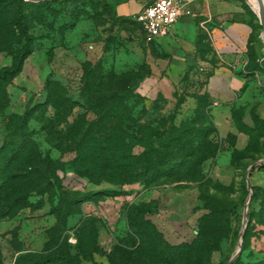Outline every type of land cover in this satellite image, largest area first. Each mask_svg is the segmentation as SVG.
<instances>
[{
  "label": "rangeland",
  "instance_id": "obj_1",
  "mask_svg": "<svg viewBox=\"0 0 264 264\" xmlns=\"http://www.w3.org/2000/svg\"><path fill=\"white\" fill-rule=\"evenodd\" d=\"M229 1L242 7L249 18L254 31L252 38H258L257 48L263 50L259 55L262 62L255 61V64L259 65L264 76L263 19L252 0ZM50 7H25L26 23L34 36V53L26 61L22 74L8 88L9 114H24L45 103L49 98L46 90L49 81L63 85L76 104L86 105L90 101L87 88L92 84L93 78H89L92 75L96 82L105 83L112 93L127 91L128 95L121 99L129 98L128 105L137 118H143L142 123L162 125L164 121L174 119V123L181 125L187 120H196L197 128L208 130L210 124L205 121L210 117L211 124L216 127L210 140L217 153L204 161L213 153H206V146L198 149L191 154V162L180 177L163 179L153 188L142 183L126 187L108 183L97 186L78 177L73 167L59 171L60 184L57 183L56 190L33 197L32 208L16 218L0 222L3 263L16 264L23 255L42 253L46 244L56 236L61 243L67 241V245L74 247V253L83 264H158L146 254L142 239L129 227V215L136 213L152 221L165 248L193 244L201 228L206 227L213 230L209 264H264V198L252 201L249 178L252 167L264 164L261 131L254 135V144L249 150L242 149L241 133L220 132L209 102L201 101L204 95L202 81L187 83L186 90L181 93L180 107L133 98L130 93L137 79L144 75V70L130 67L124 59L132 53L133 47H89L93 42L91 36L96 37L95 42L101 43L115 33L110 12L94 6L89 0ZM134 29L143 32L139 24ZM113 39L117 40V36ZM22 49L0 47V51H5L0 52V69L11 66L9 52L17 54ZM103 51L110 54L105 55ZM251 67L255 68L254 63L250 64ZM106 76L108 78L104 81ZM257 90L263 94L264 86L259 85ZM88 109L77 108V115L70 123L84 117L89 123L94 122L97 116ZM34 118L31 128L42 131L39 121L46 122L48 117L38 112ZM6 126L0 119V147L11 140ZM56 128L65 133L68 126L58 123ZM39 140L45 157L61 160L63 165L74 159L72 153L62 157L46 142L43 134L39 135ZM139 151L136 149L135 153ZM244 179L248 182V191L243 186ZM243 199H246L245 203ZM40 204L43 207L37 210ZM70 212L74 214L66 223ZM248 227L250 230L244 245ZM220 237L225 238L221 245L218 242Z\"/></svg>",
  "mask_w": 264,
  "mask_h": 264
},
{
  "label": "trees",
  "instance_id": "obj_2",
  "mask_svg": "<svg viewBox=\"0 0 264 264\" xmlns=\"http://www.w3.org/2000/svg\"><path fill=\"white\" fill-rule=\"evenodd\" d=\"M81 1L83 0L29 3L24 0H0V47H23L17 54L9 52L12 57L11 66L0 69V119L6 123L11 137L10 141L0 147V222L16 218L24 210L32 208L33 197L56 190L60 184L58 172L65 171L69 166L75 169L78 177L88 179L92 185L108 183L115 187H126L142 183L153 188L163 179L180 177L191 162V154L198 149L206 146V153H213L206 156L204 161L216 156L217 149L210 140L216 127L211 124L210 117L205 121L210 124L211 129L208 130L197 128L196 120H187L181 125L174 123V119L164 121L162 125L142 123L143 118H137L128 105L129 98L121 99L128 95L127 91L122 94L112 93L105 83L96 82L92 75L89 77L93 78L92 84L87 88L91 102L86 105L76 104L69 98L63 85L49 81L46 86L49 98L45 103H40L24 114L8 113L11 102L8 88L22 74L26 61L34 53V36L26 23L25 7L45 9L52 5L76 4ZM89 1L94 6L109 11L111 22L116 25L119 21L115 15L116 8L129 0ZM155 1L151 0L150 5ZM258 41V38H252L255 45ZM255 48L257 47L253 49ZM141 70H144L145 75L147 69L142 67ZM210 76L211 74L208 75ZM107 78L108 76L103 77V80ZM132 90L130 96L145 101L136 93L135 87ZM201 99L211 106L207 94L202 95ZM180 103L179 100L177 107H180ZM77 108L92 110L97 119L89 123L84 117L79 121L76 119V124H71L70 120L77 115ZM38 112L48 117L46 122L39 121L42 131L31 128ZM233 118L238 130L251 138L247 150L252 148L254 135L258 130L261 131L260 138L264 137V119L259 115L253 117L252 127L244 123L238 112L233 114ZM58 123L68 126L65 133L57 130ZM40 134L46 137V142L57 149L62 157L72 153L74 159L63 165L61 160L54 161L45 157L39 140ZM138 148L142 149L139 154L135 153ZM257 169L264 170V164L254 168L253 172ZM243 186L248 191L246 179L243 180ZM251 188L253 202L264 198V188ZM242 202L245 203L246 199ZM42 207L40 204L37 210ZM73 214L74 212H70L67 215L66 223ZM128 222L133 233L142 239L146 254L158 264H209V242L213 237V230L203 227L193 244L165 248L151 220L131 213ZM249 230L250 227L246 231L244 245ZM54 237L46 244L42 253L23 255L17 259L16 264H83L74 253L72 245H67V241L61 243L60 238ZM224 239H218L220 245ZM0 264H4L1 252Z\"/></svg>",
  "mask_w": 264,
  "mask_h": 264
},
{
  "label": "crops",
  "instance_id": "obj_3",
  "mask_svg": "<svg viewBox=\"0 0 264 264\" xmlns=\"http://www.w3.org/2000/svg\"><path fill=\"white\" fill-rule=\"evenodd\" d=\"M150 3L129 0L119 5L115 10L119 20L113 25L115 33L101 43L91 36L89 47H133L124 59L134 69L148 70L135 86L145 102L177 107L187 83L202 81L201 92L209 96L213 120L220 132L241 133L233 118L235 112L246 116L243 121L250 127L255 115L264 119V93L257 90L259 85L264 86V76L255 64L262 62L259 55L263 50L253 49L257 47L252 42L254 31L243 8L229 0H193L192 16L183 17L167 38L152 40L134 29L139 24L136 17ZM252 63L255 68H250ZM241 134L242 149H247L250 137ZM138 149L137 154L142 151ZM256 167L251 168L252 177L249 176L252 186L264 188V170L253 172Z\"/></svg>",
  "mask_w": 264,
  "mask_h": 264
},
{
  "label": "built area",
  "instance_id": "obj_4",
  "mask_svg": "<svg viewBox=\"0 0 264 264\" xmlns=\"http://www.w3.org/2000/svg\"><path fill=\"white\" fill-rule=\"evenodd\" d=\"M192 3L193 0H156L136 17V21L149 39L167 38L183 17L192 16Z\"/></svg>",
  "mask_w": 264,
  "mask_h": 264
},
{
  "label": "water",
  "instance_id": "obj_5",
  "mask_svg": "<svg viewBox=\"0 0 264 264\" xmlns=\"http://www.w3.org/2000/svg\"><path fill=\"white\" fill-rule=\"evenodd\" d=\"M30 3H42V2H49V1H62V0H25ZM260 15L263 19V24H264V11L260 12ZM262 37L264 38V30L262 32ZM253 196V192L251 193Z\"/></svg>",
  "mask_w": 264,
  "mask_h": 264
},
{
  "label": "bare ground",
  "instance_id": "obj_6",
  "mask_svg": "<svg viewBox=\"0 0 264 264\" xmlns=\"http://www.w3.org/2000/svg\"><path fill=\"white\" fill-rule=\"evenodd\" d=\"M254 8L260 13L264 11V0H252Z\"/></svg>",
  "mask_w": 264,
  "mask_h": 264
}]
</instances>
